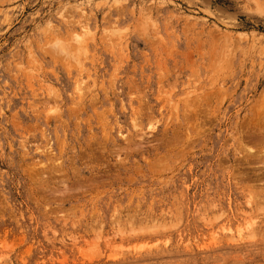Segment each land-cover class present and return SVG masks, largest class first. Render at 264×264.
<instances>
[{
  "label": "rangeland",
  "instance_id": "1",
  "mask_svg": "<svg viewBox=\"0 0 264 264\" xmlns=\"http://www.w3.org/2000/svg\"><path fill=\"white\" fill-rule=\"evenodd\" d=\"M262 135L264 0H0V264H264Z\"/></svg>",
  "mask_w": 264,
  "mask_h": 264
},
{
  "label": "bare ground",
  "instance_id": "2",
  "mask_svg": "<svg viewBox=\"0 0 264 264\" xmlns=\"http://www.w3.org/2000/svg\"><path fill=\"white\" fill-rule=\"evenodd\" d=\"M63 47V46H62ZM61 48V47H60ZM63 50V49H62ZM64 52H65V50H64ZM83 53H85V52H83ZM55 57V56H54ZM55 59V58H54ZM79 85V84H78ZM80 88V87H79ZM78 88V89H79ZM83 93V92H82ZM83 95H84V93H83ZM80 96V95H79ZM51 112V111H50ZM256 136H257V134H256ZM262 136H264V135H262ZM259 137L258 139H261V138H264V137ZM61 139V138H60ZM61 150V149H60ZM52 151V150H51ZM53 161V160H52ZM58 161V160H57ZM59 162V161H58ZM59 164H60V162H59ZM60 170V169H59ZM62 184V183H61ZM249 199H251V198H249ZM253 202V201H252ZM219 214H221V213H219ZM220 216V215H219ZM254 223V222H253ZM153 225V224H152ZM251 226V223H249V222H247V224L245 225V229L247 230V228H252V227H250ZM150 227H151V225H150ZM149 227V228H150ZM255 227V226H254ZM223 229V228H222ZM222 229H221V231H222ZM230 230V229H229ZM250 230V229H249ZM242 231H243V229H240V227H239V229L238 230H236V232H237V235L236 236H238V237H240L241 236V234H242ZM251 231H253V229L251 230ZM229 232H231V230L229 231ZM215 233V232H214ZM217 233V232H216ZM253 233V232H252ZM248 234H250V235H252L251 233H248ZM248 234H246V236L248 235ZM230 235H232V234H230ZM245 235V234H244ZM243 235V236H244ZM249 235V236H250ZM254 235V234H253ZM242 236V237H243ZM230 237V236H229ZM232 237V236H231ZM228 238V237H227ZM234 238V237H233ZM233 238H230V239H233ZM235 239H237V238H235ZM248 239H250V237L248 238ZM232 241V240H231ZM164 242H166V241H164ZM234 242V241H233ZM142 246V245H141Z\"/></svg>",
  "mask_w": 264,
  "mask_h": 264
}]
</instances>
